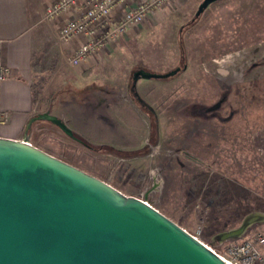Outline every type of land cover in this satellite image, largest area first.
<instances>
[{
  "label": "rangeland",
  "instance_id": "obj_1",
  "mask_svg": "<svg viewBox=\"0 0 264 264\" xmlns=\"http://www.w3.org/2000/svg\"><path fill=\"white\" fill-rule=\"evenodd\" d=\"M201 2L187 0L182 13L169 10L165 22L136 37L152 48L130 47L123 61L102 64L88 79L61 60L60 76L74 78L76 90H88L73 93L50 73L45 89L59 86L54 112L89 148L45 121L33 130V143L125 196L141 198L228 259L227 243L264 235L259 223L236 241L216 239L249 213H264V166L249 141L264 125V81H250L244 71L215 74L216 62L263 44L264 0H221L191 23ZM153 58L158 68L149 64ZM127 64L179 71L166 79L132 75L123 94ZM139 84L153 88L140 98ZM50 101L45 97L43 105Z\"/></svg>",
  "mask_w": 264,
  "mask_h": 264
},
{
  "label": "water",
  "instance_id": "obj_2",
  "mask_svg": "<svg viewBox=\"0 0 264 264\" xmlns=\"http://www.w3.org/2000/svg\"><path fill=\"white\" fill-rule=\"evenodd\" d=\"M221 0H202L194 17ZM139 70L132 80L166 79ZM49 122L82 143L48 112L29 119L22 140L0 138V264H226L195 237L143 201L32 146L34 122ZM217 233L236 241L264 213Z\"/></svg>",
  "mask_w": 264,
  "mask_h": 264
},
{
  "label": "crops",
  "instance_id": "obj_3",
  "mask_svg": "<svg viewBox=\"0 0 264 264\" xmlns=\"http://www.w3.org/2000/svg\"><path fill=\"white\" fill-rule=\"evenodd\" d=\"M53 1L54 0H0V64L3 65V67H7L10 71L9 78L1 84L0 88V115L5 119L4 123H0L1 139L22 140V135L27 125L26 122L38 114L48 112L56 117L59 116L53 109L54 97L59 92V86L53 87L54 90H50L49 92L46 91L44 82L47 78V73H50V76L53 75L62 80L60 81L62 88L63 86L67 87V89H71L73 93L88 90L86 86L80 88V90H76L71 83L74 78L60 76V74L62 73L63 75L65 71L63 68L61 72L58 71V63L62 60L65 62V65H68L67 56L72 54L73 50L81 44L83 39L77 38L72 42L60 43L57 38V29L66 21L80 15L83 7L82 1L78 3L73 12L60 16V18L55 21L45 22L42 18L44 8ZM128 1L129 7H136L138 2L145 0ZM186 3L187 0H175L173 5L169 7L164 6L150 12L142 26H131L127 29L125 34L120 35L118 39L110 40L106 50L90 57L85 68L83 67L80 69L78 67L68 66L76 70L82 79H88L92 74L91 72L94 70L98 72L102 64L112 62L115 59L123 61L125 59L124 57H126L125 53L129 52L130 47L152 48L153 46L150 44V41L139 40V38L136 37L139 36L142 31H146V27L148 29H153V27L165 22L169 10H173L175 13H182L185 11ZM126 7L127 6L121 4L115 7L112 15L116 21L122 16L121 13H123ZM154 59L155 58L149 60V64L152 66L156 65L155 62H157ZM240 59L244 60L239 68L237 70H231L234 61L238 62ZM216 63L220 71H215V74L221 73L224 75V71H228L229 76L237 75L239 71H244L250 81L258 80L263 82L264 42L260 44L259 48H249L242 54L240 52L236 53L235 56H229L225 60ZM162 66L161 64V67ZM70 67L69 69H71ZM126 67L127 73H125L124 76L126 82L122 85L123 89H121L123 94H126L125 92L129 88L127 86L130 81L129 79L135 72L144 70L154 74L162 73V71H151L152 69L149 70L136 65L127 64ZM155 68H158V66ZM222 70L224 71L221 72ZM89 85L90 83L88 82V88H91ZM156 85H158L156 87L162 89V87H165L166 82ZM147 87H145L144 84L141 86L139 84V86H137L140 91L136 90V93L140 98V94L143 90H148L149 92V90L153 88L151 86L149 88ZM47 96L50 97L51 101L43 105L44 98ZM80 102L82 103L85 101L83 99ZM71 121L72 119L69 122ZM72 122L74 123V121ZM39 124L38 122H34L27 137L28 142L38 149H40V147L33 143V130ZM249 141L256 153H258L264 166V125L251 135Z\"/></svg>",
  "mask_w": 264,
  "mask_h": 264
},
{
  "label": "built area",
  "instance_id": "obj_4",
  "mask_svg": "<svg viewBox=\"0 0 264 264\" xmlns=\"http://www.w3.org/2000/svg\"><path fill=\"white\" fill-rule=\"evenodd\" d=\"M80 1L83 6L80 15L66 21L57 29V38L60 43L83 39L72 54L67 56L68 65L82 69L86 67L90 57L106 50L110 40L118 39L131 26L142 25L150 12L169 5L172 0H145L138 2L136 7H129L128 0H54L44 8L43 21L52 22L73 12ZM119 4L127 7L116 21L112 14ZM9 76V69L0 64V88ZM0 117V123H4L5 119L2 115ZM224 247L228 259L212 251L226 264H264L262 234L227 243Z\"/></svg>",
  "mask_w": 264,
  "mask_h": 264
},
{
  "label": "trees",
  "instance_id": "obj_5",
  "mask_svg": "<svg viewBox=\"0 0 264 264\" xmlns=\"http://www.w3.org/2000/svg\"><path fill=\"white\" fill-rule=\"evenodd\" d=\"M223 1H224V0H223ZM196 19H197V18L194 17V19H192L191 23L195 22ZM73 135H74V134H73ZM75 136L77 137V139H79V140L82 142L83 145H85V147L89 148V147H88L89 145L86 144L85 141H83L78 135H75ZM116 153L122 155V153H121L120 151H116Z\"/></svg>",
  "mask_w": 264,
  "mask_h": 264
}]
</instances>
